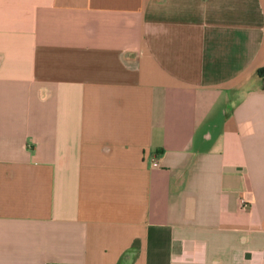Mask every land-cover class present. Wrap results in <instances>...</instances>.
Masks as SVG:
<instances>
[{
  "label": "crops",
  "instance_id": "obj_1",
  "mask_svg": "<svg viewBox=\"0 0 264 264\" xmlns=\"http://www.w3.org/2000/svg\"><path fill=\"white\" fill-rule=\"evenodd\" d=\"M263 68L264 0H0V264H264Z\"/></svg>",
  "mask_w": 264,
  "mask_h": 264
},
{
  "label": "built area",
  "instance_id": "obj_2",
  "mask_svg": "<svg viewBox=\"0 0 264 264\" xmlns=\"http://www.w3.org/2000/svg\"><path fill=\"white\" fill-rule=\"evenodd\" d=\"M153 165L156 166L157 164L156 163H153ZM239 204H240V206H241L242 209H246L249 206V202L244 197H241L239 199Z\"/></svg>",
  "mask_w": 264,
  "mask_h": 264
},
{
  "label": "trees",
  "instance_id": "obj_3",
  "mask_svg": "<svg viewBox=\"0 0 264 264\" xmlns=\"http://www.w3.org/2000/svg\"><path fill=\"white\" fill-rule=\"evenodd\" d=\"M262 73H264V68H263V69H261L260 71H258V75H259V76H261V75H262Z\"/></svg>",
  "mask_w": 264,
  "mask_h": 264
}]
</instances>
